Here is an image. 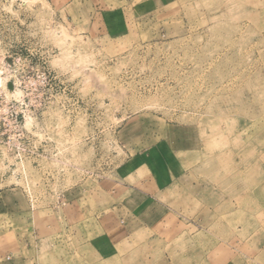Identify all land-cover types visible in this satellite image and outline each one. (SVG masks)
<instances>
[{"label": "rangeland", "instance_id": "374dc122", "mask_svg": "<svg viewBox=\"0 0 264 264\" xmlns=\"http://www.w3.org/2000/svg\"><path fill=\"white\" fill-rule=\"evenodd\" d=\"M0 83L53 101L49 152L0 185V264H264V0H0ZM135 117L186 153L149 164L158 200L114 201L149 173ZM76 190L99 196L78 216Z\"/></svg>", "mask_w": 264, "mask_h": 264}, {"label": "crops", "instance_id": "0c3cea01", "mask_svg": "<svg viewBox=\"0 0 264 264\" xmlns=\"http://www.w3.org/2000/svg\"><path fill=\"white\" fill-rule=\"evenodd\" d=\"M150 120L144 117H135L125 123L123 129L120 132V138L125 143L126 146L132 148L130 149V153L133 155L132 158L136 157V163L146 165V169L149 173L145 175V178L142 181L143 189H139L137 187L131 186L124 181L122 183H110L108 186L116 185L119 189H113L109 194V199H114V201L122 202L125 200L127 195H137V197L141 196L146 199L154 198L156 200L158 196L162 195L164 192L168 190L174 184L172 183V177L170 173L161 174L158 179L155 175H152L151 170L149 169V164L159 165L162 167V163H168L170 158L173 160H178L180 154L186 153L185 148L181 145V141L179 140V136L172 135L171 137H167L165 134L162 138H159L157 135L151 136V129L149 126ZM158 137L159 140L155 142L149 143L148 140L150 138ZM167 138L171 140L168 141ZM149 143V144H148ZM168 154V156H165ZM170 156V157H169ZM155 163V164H154ZM151 168V167H150ZM162 169L167 170L162 167ZM114 188V187H112ZM81 191V190H80ZM16 193H6L3 192L0 197V217L9 214L8 209L11 211H18L16 208V204L14 203V196ZM11 197V198H10ZM14 198V199H13ZM12 201L10 207L7 208V201ZM65 200L69 202L70 207H75V215H82L83 213V201L86 203L92 200H99V196L91 195L90 199L82 192L74 191L65 196ZM118 202V203H119ZM119 205V204H118ZM119 207V206H118ZM117 208V207H116ZM13 214V213H12Z\"/></svg>", "mask_w": 264, "mask_h": 264}, {"label": "built area", "instance_id": "2783aa9c", "mask_svg": "<svg viewBox=\"0 0 264 264\" xmlns=\"http://www.w3.org/2000/svg\"><path fill=\"white\" fill-rule=\"evenodd\" d=\"M18 84V80L10 78L4 83ZM52 104L51 99L0 97V185L9 179L17 180L19 163L24 160L21 154L30 155L25 159H31L49 152V138L38 134ZM32 121L35 122L29 125Z\"/></svg>", "mask_w": 264, "mask_h": 264}]
</instances>
